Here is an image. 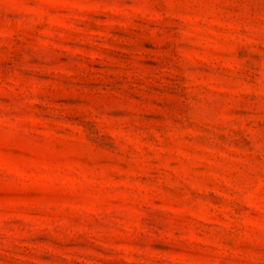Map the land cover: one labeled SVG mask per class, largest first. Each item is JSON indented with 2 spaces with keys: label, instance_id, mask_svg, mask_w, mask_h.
Instances as JSON below:
<instances>
[{
  "label": "rangeland",
  "instance_id": "rangeland-1",
  "mask_svg": "<svg viewBox=\"0 0 264 264\" xmlns=\"http://www.w3.org/2000/svg\"><path fill=\"white\" fill-rule=\"evenodd\" d=\"M0 264H264V0H0Z\"/></svg>",
  "mask_w": 264,
  "mask_h": 264
}]
</instances>
